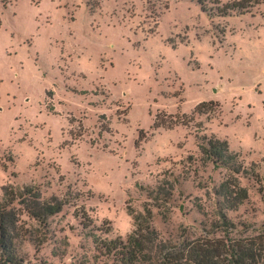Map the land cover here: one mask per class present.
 <instances>
[{
    "label": "rangeland",
    "instance_id": "374dc122",
    "mask_svg": "<svg viewBox=\"0 0 264 264\" xmlns=\"http://www.w3.org/2000/svg\"><path fill=\"white\" fill-rule=\"evenodd\" d=\"M203 136L239 155L247 198L224 213L260 232L264 3L219 16L196 0H0V202L13 186L61 203L44 223L9 204L3 264H119L101 245L146 211L160 241L212 231L230 178Z\"/></svg>",
    "mask_w": 264,
    "mask_h": 264
},
{
    "label": "trees",
    "instance_id": "16d2710c",
    "mask_svg": "<svg viewBox=\"0 0 264 264\" xmlns=\"http://www.w3.org/2000/svg\"><path fill=\"white\" fill-rule=\"evenodd\" d=\"M196 1L204 12L219 16L231 12L244 14L255 4L264 3V0H233L208 5L210 0ZM162 125L156 122L157 127ZM198 148L214 165L229 171L230 179L220 186L221 200L217 203L218 221L214 229L197 237L181 234L176 241H160L149 226L151 212L146 211L145 217L135 218V230L127 239L118 238L101 245L106 255L116 257L119 264H264V224L260 232L247 235L245 231L237 230L224 213L226 209H236L247 198L246 190L233 176L247 174L239 155L229 150L226 140L214 136H203ZM3 194L4 200L0 202V264L14 263L16 259L14 236L10 232L15 230L17 218L9 208L14 199L20 200L28 216L41 223L61 209L58 200H42L32 187L23 188L18 195L13 186H7L3 188Z\"/></svg>",
    "mask_w": 264,
    "mask_h": 264
}]
</instances>
